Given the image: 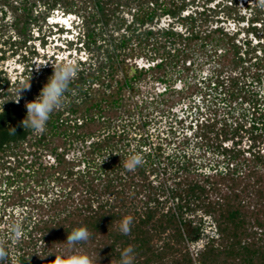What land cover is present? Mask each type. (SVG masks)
Wrapping results in <instances>:
<instances>
[{"label":"trees","instance_id":"1","mask_svg":"<svg viewBox=\"0 0 264 264\" xmlns=\"http://www.w3.org/2000/svg\"><path fill=\"white\" fill-rule=\"evenodd\" d=\"M149 1V7L154 5L179 18L186 6L177 0ZM109 2L115 3L97 0V13L89 16L95 25L108 22L119 11L115 6L109 16ZM201 32L191 27L185 36L172 30L165 35L172 46L187 45L200 37L213 40L215 33L219 42H225L228 36L221 27L202 32L204 36ZM144 34L142 46L152 44L149 49L157 50L161 44L153 34ZM231 39L229 36L225 42L227 52L236 56L238 50ZM244 101L250 106L242 108V118L200 123L194 132L196 143L204 147L220 122L217 136L232 139L231 144L219 140L206 146V153L213 151L210 163L186 149L167 152L166 145H152L147 137L138 150H124L114 140L122 142L126 131L101 137L93 127L94 120H85L81 134L74 132L73 136L85 142L96 139L81 160L62 154L58 164L20 170L17 182L22 184L17 187L0 186V240L8 251L7 264H63L79 254H87L94 264H120L121 252L129 245L135 250L133 264H264V102L258 93ZM68 129V124L60 125L63 136L69 135ZM245 137L248 143L243 145ZM67 141L61 138L59 143ZM111 144L115 146L110 148ZM133 153L141 154L144 163L130 172L123 164ZM169 180L171 184H167ZM125 217L132 221L128 235L120 231ZM14 222L23 226L18 241L8 232ZM78 227H86L90 239L69 246L67 235Z\"/></svg>","mask_w":264,"mask_h":264},{"label":"flooded vegetation","instance_id":"2","mask_svg":"<svg viewBox=\"0 0 264 264\" xmlns=\"http://www.w3.org/2000/svg\"><path fill=\"white\" fill-rule=\"evenodd\" d=\"M255 1L258 3L248 5L250 9L252 8V16H250L251 14L248 15L246 12H243V10L235 8L237 2H231L230 4L220 2L215 7L207 5V3L201 5L193 3L191 4L192 6H190L192 9L190 7L186 8L185 6L180 13V18L185 16L192 17L185 21L189 23L188 30L193 27L196 31H202L200 19L209 20L211 18L219 25L221 22H230L234 24L235 28H239L240 31L232 32L226 29L224 31L228 34V36H225V40L227 41L228 37L231 36L232 44L234 43L238 50V55H232L234 66L230 70H227L228 76L223 75L225 70H216V68L211 73L206 74L204 71L199 73L193 70V74H196L195 79L198 78V75H201V78L197 79L195 84H197L198 87L206 89V92L203 90L198 101H195L197 97H192L195 98L193 103L188 105L187 108L185 107L182 109L184 112L191 111L192 123L190 128L195 131L200 123L202 124L214 120L211 113L212 110L210 109V104L212 103L210 94L213 90L220 88L225 95L227 92L231 94H245L246 92L254 91L251 89L254 83L260 84V86L264 83V55L262 57L260 56V53L264 52V10H262L263 7L260 6L259 1ZM59 2L60 0H43L40 4L41 6L37 8L39 4L34 0H21V3L24 5L22 9L27 11L28 15L22 23V31L26 32V36L22 37L13 35L12 33L6 34L2 32L1 21L2 17L7 16V12L0 6V107L3 108V111L0 110V186L6 184L14 186L18 181L20 167L28 171L29 168H39L41 166L46 167L58 164L57 157L62 154L69 159L74 158L75 160H81L83 154L90 147V144L96 139L95 137H91L85 142L74 137L72 133L76 132L79 134L81 132L82 124L80 119L73 117L66 118L62 116V114L51 117L47 122L46 130L42 134H33L31 131L25 130L21 124L27 112L25 99L23 95H21L19 103L15 101L17 98V90L22 84L29 83L30 88L28 90H33L35 88L34 81L38 76L42 75L49 78L52 75V62L62 63L65 60H74L77 65V74L72 81L75 83H77V81L80 82L81 86L79 87V92H81L80 89L83 88L90 79L96 80V77H99V74H101L99 71H102L104 79L113 76V71H115L116 68L114 66V59L119 63L123 61V59L126 61L125 57H127L130 47L142 49V25H134L131 23V25H128L126 28L127 35L124 37L120 34L118 35V31H115L113 28L107 29L109 35L106 37L104 28L102 29L100 25H95L93 22L91 23L89 16L86 17L88 8H86V10H82L81 6L76 8L75 2L64 1L62 4H59ZM202 13L203 15L200 16ZM113 16L116 17L118 15L116 13V15ZM217 17L220 18L221 21H218ZM173 18H178L180 22L184 21L179 17ZM218 27L224 30L223 26L220 25L211 28L208 27L206 30H203V32H209ZM135 33L138 34V37L141 35V38L133 45L131 40L134 36H137ZM242 33H244L245 36L244 34L242 35ZM215 35L216 39L208 40L207 38L203 40V45L212 44L211 46L214 54H211V56H218V58H221L229 54V52H227L229 46L225 43L226 41L219 42V38L217 37L218 33H215ZM156 39L159 41L160 36ZM147 46L148 44H146V47ZM216 46L220 47V51L219 48L216 49ZM188 47L189 44L186 45L184 42L178 46V51H184ZM148 51L150 50L148 49ZM99 53L102 54L100 58L101 64L97 66ZM172 54L175 56L176 52L168 54L165 61L172 59L169 57L172 56ZM18 64L21 66L14 67L13 70H10L14 65ZM159 64L160 63L156 62V64L147 67L145 70L141 68V70L135 71L134 74L129 70H122L123 78L116 80L113 85L106 82L104 85L106 86L107 92L110 85L117 86L118 97L117 99H112L107 104L105 110L121 107L124 104L122 91L124 89L135 91L142 89V87L136 86V83L138 84L142 82V80L144 81L148 76V78L157 77V85L162 86L165 84V87L158 92L160 96L167 94L171 90L170 86L172 85H166V81L169 79L167 75H173L175 73L181 74L183 70H175L174 67L167 68V66H159ZM252 66L256 67V69L253 70L254 72L250 70ZM37 67L43 70H37ZM237 70H239V74L235 73V75H232V72H237ZM156 73L159 75L155 76ZM114 78L115 77L112 79ZM247 78L250 79L246 80ZM175 80V84H173L174 87L172 88L175 92L182 90L183 87L186 86L185 83L184 86L180 88L178 83L181 79L177 78ZM204 83L206 86H204ZM228 85L229 87L227 88ZM37 86L40 87L41 84ZM253 93H258L261 102H264V91L256 90ZM193 95L195 96V94ZM4 97L10 98L3 100ZM78 98L79 97L76 99L72 98L70 102H74V104L79 103L80 101ZM139 99L141 100V105L142 100L143 102L147 101L146 99H142V94L140 93ZM224 99L226 100L227 98ZM102 101L103 100H98L93 104L94 108L100 113L99 115H101L100 121L98 122L104 119L102 122H106L111 126L113 120L104 118V114L101 113L103 109L101 107ZM179 103H177V105ZM177 105L174 104V106ZM174 109L175 108H172V110ZM241 111L242 109L239 112L240 117ZM230 112H232V110ZM97 115V113L92 112V115L87 117V120L95 119ZM62 123L68 124L69 135H62L63 133H61L60 130V125ZM55 126L57 127L55 128ZM119 127L121 129L117 131L106 129V134L111 131L113 133H121L122 130L123 132H129V130L125 129L123 124L120 123ZM10 128H14L15 133L11 132ZM95 130L99 133L101 129L95 127ZM100 134L101 137L106 135H103L104 133ZM61 138L68 139L66 144L63 145L59 143ZM50 140L52 142L53 140H57L58 142L52 144ZM20 154H22L21 158ZM70 154L74 156H69ZM52 156H55L54 160H52ZM20 163L22 165H20Z\"/></svg>","mask_w":264,"mask_h":264},{"label":"rangeland","instance_id":"3","mask_svg":"<svg viewBox=\"0 0 264 264\" xmlns=\"http://www.w3.org/2000/svg\"><path fill=\"white\" fill-rule=\"evenodd\" d=\"M36 3H38V7L41 6V2L43 0H34ZM64 1L66 2H75V7L79 8L84 7L83 10H86L88 8V12H86V17L90 16L93 12L97 13V6L96 2L97 0H60L59 4H62ZM115 3L112 4L109 2L107 4V8L109 9V16L112 14V8L115 6H119L120 9L117 12V15L119 16H110L108 17L110 20L108 22H101L100 27L103 29L106 33V37H108L107 29H115V31H120L122 30V24L127 22V17H131L132 13H136L135 15L139 18L142 17V11L138 10L139 7H142V3L144 5V8H147L148 5H150V1L148 0H114ZM168 3L171 2V0H166ZM179 4H186V8H189L192 6L191 4H203L207 3V5H210L212 7H215L220 1L224 3H231V2H237V5L235 8L239 10H243V12H246L248 15L252 11V8L248 6V3L252 4H257L258 2L255 0H177ZM0 6L5 9L7 12V16L2 17L1 21V30L3 33L10 34L12 33L13 35L17 36H26V32L22 31V23L23 21L27 18V11L22 9L23 3H21V0H0ZM191 8V7H190ZM248 8V9H247ZM142 9V8H141ZM192 9V8H191ZM79 10V9H78ZM160 9H158L156 12H158ZM264 10V7L262 8ZM82 12V11H81ZM99 14V13H98ZM99 18V15H97ZM221 16V15H220ZM252 16V14L250 15ZM94 21L91 20L90 22L92 23ZM184 24L189 25L188 22L183 21ZM229 25L231 24L230 22H226ZM218 23H216L215 20H212L211 18L207 20L206 22H203L201 24V28L203 30H206L208 27H215ZM233 27L234 24H231ZM231 27V28H232ZM202 30V32H203ZM201 32V35L204 36ZM136 34V33H135ZM244 33H242L243 35ZM121 35V34H120ZM134 36L131 40L132 44L134 45L135 42H138V39L141 38L140 36L138 37ZM245 36V34H244ZM211 37L208 38L210 40ZM203 40L201 37L200 38H195L191 41H189V47L186 50H181V51H176L177 54L175 56H169L172 59H169L166 65L167 68H172L174 67L175 70H183L181 74H173V75H167L169 79L166 81V85H171L170 88L171 90L164 95H159L158 92H160L164 87L165 84L162 86L157 85L158 80L156 78H148L142 82H139L138 84L136 83V86L142 87L140 90H128L124 89L122 91L123 94V105L121 107L117 108H111L108 110H104V118H109L110 120H113L112 125L109 126L110 124L106 122H98L100 121L101 115L98 113V110L94 108L92 112L97 113L98 115L96 116L94 120V123H96L93 127H100V132L99 133H104L105 135L107 132L106 129H110L112 131H117L120 130L121 128L120 123L124 125L125 129L129 130V132H126V138H124L121 141H119V138H116L114 140V143H117L118 147L124 148V150L131 151V149H137L138 146L142 147V141L143 137H147L149 141H151L152 145L161 143L162 145H166L168 148L167 152L175 151V150H181V149H186L189 150L190 153L195 154L201 160L202 162L210 163L214 161V156H213V151L209 150L208 153H206V150H208V146L210 147L212 144H216L215 142H219V140L224 141V137L217 136V132H219V128L221 126L220 122H222L224 119L232 120L233 116H238L240 110L245 106L249 107L250 102L244 101L245 97L250 100L253 98L254 91L259 90V91H264V83L261 84H256L254 83L253 86H251V89L254 91L251 92H246L245 94H231L227 92L225 95L222 93L221 89L213 90L212 93L210 94L211 96V101L212 103L210 104L211 107L210 110L212 113L213 119H219V124L212 129L213 131L210 132L209 134V139L207 138L205 141L206 146L201 147L200 143H196L195 138L193 137V132L195 131L194 129L190 128L191 126V111H182L183 108H187L188 105L193 103V100L197 97L195 101H198L201 97V93L203 90L206 89L202 87H198L197 84H195L196 80L201 78V75H198L197 79H195L196 74H193V70H196L195 72L201 73V71H204V73H211L213 70H225V73L223 75L228 76L227 70H230L234 64L232 61V54L233 52H229V54L222 56L221 58H218V56L213 57L211 54H214L212 51V44H208L203 47L202 43ZM152 44L147 46L148 48L151 47ZM180 45V44H179ZM132 49L134 47H131ZM220 47L216 46V49ZM129 49V52H136L135 48L132 50ZM142 52V51H141ZM146 55V57H151L153 55L152 51H149ZM264 55V52L260 53V56L262 57ZM102 57V54H98V59H97V66L101 64L100 58ZM126 58V57H125ZM150 59V58H149ZM13 60V59H12ZM10 60V61H12ZM152 60V59H151ZM8 61V62H10ZM7 62V63H8ZM15 62V60H14ZM20 62V61H19ZM126 61H121L120 63L114 59V66L115 71L114 75L104 79L102 75V71H99V77H97L96 80L90 79L83 88H81V92H79V87L80 82L77 81V83L71 82L69 85L68 91L65 93V98H64V104L63 107H68L70 108L71 106H76L75 108L77 109L76 115L82 114L84 110L87 107H91L94 103H96L98 100H103L101 103V107L103 109L107 108V104L112 100V99H117L118 93H117V86H112L116 80L123 78L122 70L123 66H126ZM264 64V61H263ZM39 65V64H38ZM20 67L21 65H14L10 70H13L14 67ZM38 68V67H37ZM256 67L252 66L250 68L251 71L255 70ZM37 70H43L40 67ZM254 72V71H253ZM235 73L239 74V70L237 72H232V75H235ZM159 74H155V76H158ZM153 76V77H155ZM115 77L114 79H112ZM181 79L178 83L179 86L183 85L186 83V86L183 87L182 90L175 92L173 84H175V79ZM156 79V80H155ZM192 79V80H191ZM250 78H247L248 80ZM48 77L47 76H38L34 83H35V88L33 90H25L21 91L20 95H23L25 102L26 101H32L34 100L40 93L42 87L47 83ZM106 82H109L110 87L108 92L106 91V86L104 85ZM41 84L40 87L37 85ZM78 84V85H77ZM204 86L206 84L204 83ZM260 86V87H259ZM229 85L227 86V88ZM71 93V94H70ZM139 93L142 94V99H146L147 101L143 102L142 100V105L140 104L141 100L139 99ZM17 94V93H16ZM192 94V95H191ZM195 94V96L193 95ZM144 95V96H143ZM146 96V98H145ZM79 97V103H71L70 100L72 98L76 99ZM195 97V98H192ZM10 98V97H6ZM5 97L3 98L6 99ZM224 98H227L226 100ZM77 99V100H78ZM225 100V101H224ZM194 101V102H195ZM181 102V103H179ZM184 102V103H183ZM177 103H179L177 105ZM176 104L177 106H174ZM245 105V106H244ZM112 106V105H111ZM242 107V108H241ZM172 108H175L172 110ZM232 110V112H230ZM175 111V112H174ZM174 112V113H173ZM64 114V113H63ZM71 114V113H70ZM72 116V115H71ZM96 121V122H95ZM114 126V127H113ZM57 126H55L56 128ZM119 127V128H118ZM106 130V131H105ZM111 131V132H112ZM119 132V131H118ZM50 133V132H49ZM113 133V132H112ZM115 134V133H113ZM119 133H117L118 136ZM46 135V134H45ZM54 135V134H53ZM102 135V136H103ZM224 135V134H222ZM57 136V135H55ZM51 138V137H50ZM189 138V139H188ZM188 139V140H187ZM238 140L239 138L236 137ZM49 141V140H48ZM47 142V141H45ZM51 142V140H50ZM57 140H53V143H57ZM128 142V144H125ZM233 141L231 138H228L224 141L225 144H231ZM248 143L247 137L243 138V145H246ZM115 145H110V148H112ZM150 148V144L147 146ZM152 147V146H151ZM146 148V147H144ZM69 156H74L70 154ZM77 156V155H76ZM55 156H52V160H54ZM197 157V158H198ZM31 158V157H29ZM127 158H125L126 160ZM48 162V161H47ZM163 166V164H162ZM23 167H20L19 171L22 170ZM162 174L160 176V179H162ZM31 184L34 185V181L32 178H30ZM54 182V181H53ZM51 182L52 184H54ZM26 183V181H23V184ZM172 180H169L167 184H171ZM19 184H22L21 182H16L12 188L17 187ZM9 185L6 184L2 186L3 188L8 187ZM40 188V187H39ZM50 194L52 195V190L49 191ZM38 195V194H37ZM204 239H200L197 242L198 246H201L203 243Z\"/></svg>","mask_w":264,"mask_h":264},{"label":"clouds","instance_id":"4","mask_svg":"<svg viewBox=\"0 0 264 264\" xmlns=\"http://www.w3.org/2000/svg\"><path fill=\"white\" fill-rule=\"evenodd\" d=\"M259 4L264 7V0H259ZM52 68L53 73L48 78L47 83L42 87L39 95L34 100L26 101L25 103L27 112L21 124L25 130L31 131L33 134H42L46 130L47 122L50 120L52 113L63 107L65 93L68 91L70 83L77 74V65L74 60H65L62 63L52 62ZM29 88V83L22 84L19 87L15 100L17 103L21 99V91L28 90ZM0 110L3 111V108L0 107ZM10 130L15 133L14 128H10ZM108 156L101 161V164ZM143 163L144 159L142 155L133 153L127 157L123 166L126 170L134 172ZM131 223L130 217H125L121 221L120 231L122 234H130ZM8 232L13 240L18 241L22 237L23 226L20 222H14L9 225ZM90 236L91 233L86 227H78L68 233L66 242L69 246H75L80 243H86L90 239ZM134 251L131 245L125 248L121 252L120 264H133ZM7 261L8 251L4 241L0 240V264H7ZM63 264H94V262L87 254H79L70 256Z\"/></svg>","mask_w":264,"mask_h":264},{"label":"crops","instance_id":"5","mask_svg":"<svg viewBox=\"0 0 264 264\" xmlns=\"http://www.w3.org/2000/svg\"><path fill=\"white\" fill-rule=\"evenodd\" d=\"M249 4H252V3H248V5ZM151 6L152 7H149V5H148L147 8H144V5L142 3V7H139V9H138V10L142 11V17H140V18H139V16L137 17L135 15L136 13H132V15H130L131 17L125 16L127 18V22L122 24L121 32L118 31V35L121 34L122 37L126 36L127 35L126 34L127 29L126 28L128 27V25H131V23H132L134 25H139V24L142 25V34L150 31L153 34V39L156 41H158L156 38L158 36H160L161 41L159 40L157 43H159L161 45L159 46V48L157 50H154V49L151 50L148 47H146V45H144V46H142L141 50L136 49L138 51H136V52L132 51V52L128 53V55L126 57V64H125L126 66H123V70H129L132 74H134L135 71H137V70H141V68H142V70H145L147 67H150V66H153L154 64H156V62L161 63L162 61H165L168 54L174 53L178 50V46L180 43H177L175 46L174 45L172 46V43L167 41V36L165 35L166 32H168L169 30H172V31H175L177 34H181V35H187L188 34V25L187 24H184V22H180L178 20V18H173V16L165 14L161 8H154L153 7L154 5H151ZM81 9L83 10L84 7H81ZM158 9H160V10L158 12H156ZM136 21H137V23H136ZM218 21H221L220 18H218ZM225 24H227V23L221 22V24H220L221 26H223V29H224L223 31H225V29L230 30L232 32H238L239 31V28L237 29L234 26L232 27L230 24L229 25H225ZM220 25L217 24L216 26H220ZM130 49H132V48L130 47ZM148 49L153 52V55H151V57H146V55L148 53H150L148 51ZM166 66L167 65H165V63H164V67H166ZM72 82H74V81H72ZM130 85H132V84H130ZM182 87H183V85L180 86V88H182ZM75 107L74 106H71L70 108H68L66 106L62 107L61 109L52 113L51 117L56 116L58 114H62V116L66 117V118H69V117H73V118H77V119L79 118L81 124H83L84 121L87 120V117L92 115V109L94 106L92 105L91 107H87L86 108L87 110L85 109L84 112H82V114H80L78 116L76 115L77 109Z\"/></svg>","mask_w":264,"mask_h":264}]
</instances>
